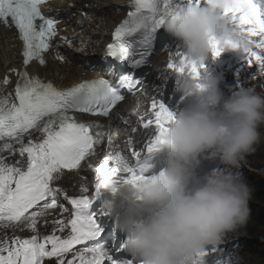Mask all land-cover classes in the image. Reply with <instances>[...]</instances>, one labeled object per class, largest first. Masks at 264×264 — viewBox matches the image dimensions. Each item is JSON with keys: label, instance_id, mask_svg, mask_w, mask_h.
<instances>
[{"label": "snow or ice", "instance_id": "1", "mask_svg": "<svg viewBox=\"0 0 264 264\" xmlns=\"http://www.w3.org/2000/svg\"><path fill=\"white\" fill-rule=\"evenodd\" d=\"M47 2L0 0V23L17 30L23 43L24 65L23 69L9 70L17 77L14 96L11 92L4 94L0 87V264H47L52 258H56V264H66V256L75 245L85 246L67 260V264H74L76 260L79 264H116L103 246L94 243V238L100 236V229L95 217L86 214L91 203L89 197L69 198L64 193L75 210L74 215L67 222L53 221L57 227L51 235H39L37 218L44 211L57 207V197L62 190L53 186L54 181L65 169H79L81 162L94 154V145L101 143L92 135L91 125L77 122L70 113L108 117L125 99L121 88L135 94L140 81L134 80L130 73L121 76L116 84L99 78L61 90L51 82L30 75L27 71L30 64L45 65V54L59 47L53 40L58 35L60 21L43 10ZM202 2L187 0V5L201 6ZM130 7L128 18L113 32V43L107 46L106 56L127 61L132 69H137L153 54L158 29L184 6L179 0H132ZM222 15L235 33V38L227 41L226 46L242 51L248 65L258 66V74L264 76V0H226ZM61 42L71 46L72 40L61 37ZM222 52L223 47L213 42V55L219 57ZM57 58L65 59L59 53ZM201 67L203 65L192 64L186 68L174 61L167 65L168 69L180 73L187 70L194 77L199 76ZM112 69L111 64L106 65V71L111 73ZM9 83L5 76L2 84L7 86ZM145 117L149 118L145 120ZM139 119L144 130L155 125L158 135L147 143L144 154L134 150L129 157L117 152L105 157L102 165L94 168L103 175L106 188H112L121 174H129L125 183L146 181L148 178L144 174L151 167L150 155L170 143L168 125L174 119V113L163 99H153L150 113ZM17 154L26 160V167L18 166L20 161L8 162L9 156ZM42 201L45 203L41 210L30 212ZM19 225H25L35 235L22 239L10 237L4 231ZM69 225L70 233L66 238L56 235ZM87 242H92L91 246ZM212 251L217 249L214 247ZM222 264H235V261L231 256Z\"/></svg>", "mask_w": 264, "mask_h": 264}, {"label": "clouds", "instance_id": "2", "mask_svg": "<svg viewBox=\"0 0 264 264\" xmlns=\"http://www.w3.org/2000/svg\"><path fill=\"white\" fill-rule=\"evenodd\" d=\"M225 7L226 0H210L170 15L162 27L181 41L179 51L170 49V59L178 66L199 67L206 66L213 42L223 51L235 50L226 46L235 33L222 15ZM234 56L238 64L223 69L220 77L230 87L228 99L220 92L221 82L206 72L209 68H201L202 74L193 79L200 84L181 75V103L195 98L197 104L174 113L168 125L170 143L160 148L165 149V167L146 176L151 166L144 174L148 179L139 184L109 188L128 197L117 227L128 234L125 247L140 264H222L231 256L235 264H252L253 258L264 263V238L249 226L239 228L249 222L250 187L259 181L247 173L245 156L256 144L264 150V76L258 66L248 65L242 51ZM255 198L264 218V184ZM105 208L108 214L117 212L114 202H106ZM214 247L221 251L213 252Z\"/></svg>", "mask_w": 264, "mask_h": 264}, {"label": "bare ground", "instance_id": "3", "mask_svg": "<svg viewBox=\"0 0 264 264\" xmlns=\"http://www.w3.org/2000/svg\"><path fill=\"white\" fill-rule=\"evenodd\" d=\"M205 1L207 2V0ZM131 3L132 0H57L52 3L50 6L54 9V14L60 17V23L57 25L58 35L53 40V43L59 45V47L54 50H49V52L45 54V65L28 67L27 71L29 74L38 76L45 82H51L55 87L61 90L68 89L86 80H91L92 77H98V75H93V73L89 71V68L92 67L100 68L99 64L95 66L92 65V59L102 54L105 50L104 47L111 42L113 32L123 22L122 20L128 16V12L132 10L130 7ZM50 6H47L46 9L50 8ZM69 9H74V11L71 16H66L65 13ZM85 13L87 15H84ZM119 19L120 21L118 22ZM61 37L70 38L72 40L71 46L63 44L61 42ZM21 52V45L17 39L16 33L9 27L0 25V87L3 88L4 94L9 92L14 94L17 77L15 73H11L9 70L11 68H16L18 70L22 69ZM57 53L65 59L63 61L58 59ZM161 58H163V56ZM98 63H102V61L98 60ZM159 63H162V66H166L168 60L158 62V64ZM153 71L155 72V76L158 77L160 83L164 75L167 74L168 68L157 66ZM5 76L10 80V83L7 86L2 84ZM171 77L174 78L173 76ZM261 86L264 87V77L261 78ZM113 128L112 133L109 134V138L104 139L105 146L109 147L110 150L108 149L109 153H106L101 158L102 162L108 154L110 156L111 154L114 155L119 152L122 155H125V153L128 152L122 136H120L122 131L117 132L115 127ZM260 131L264 132V125L261 126ZM95 138L99 140L97 136H95ZM109 142H111V145ZM100 144L101 143H97V147L95 148L98 158L93 157V154L90 159L94 165L93 170L98 167V159L101 155L99 149ZM105 146H103L101 150L105 149ZM245 157L249 160L247 173L259 177V181L252 183V186L250 187L251 199L249 201V206L251 214L248 221H257L260 225L255 223L249 224L248 222L239 228L244 229L246 226H249L250 231H257L258 238L263 239L264 233H261V230H264V218L261 213L260 199L257 198V200L254 201L253 196L258 193L262 195V186L264 184V154L256 144L255 150L250 154H247ZM16 161H20L18 166L22 168L26 167V160L19 157L18 154L15 157H8L9 163H15ZM217 161L223 170L225 168L224 164L221 160ZM82 165L84 166V168H82V173L67 174L63 172L59 179L54 181L53 186L64 192L68 189H75L78 182H83L81 181L82 177L85 181L86 179H90L89 177H92V173L87 169L89 163L84 161ZM95 173L101 174L97 171ZM260 194L257 196H261ZM116 207L117 212L114 213L116 215L125 211L123 206ZM51 212V210H46L42 215L46 216L47 221L53 226L54 230L57 226L53 221L59 220V218H50L48 215ZM61 218H66L64 212L61 213ZM4 231L6 233L25 235L29 238L32 235H35V233L29 230L25 225H19ZM58 234L59 231L56 232V235ZM220 251V249H217L215 252ZM240 256L241 255L237 254L238 259H240ZM120 260V264H138L136 256L130 252L127 253V257H122ZM216 261L217 260L214 257L212 263H216ZM107 263L108 262H106V264ZM252 264H258V261L253 258ZM261 264L264 263L262 262Z\"/></svg>", "mask_w": 264, "mask_h": 264}, {"label": "rangeland", "instance_id": "4", "mask_svg": "<svg viewBox=\"0 0 264 264\" xmlns=\"http://www.w3.org/2000/svg\"><path fill=\"white\" fill-rule=\"evenodd\" d=\"M119 21H120V19L118 20V22H119ZM263 154H264V150H263ZM258 194H260V193H258ZM258 194H256V195L253 196V200H254V201L257 200V198H255V196H257ZM260 195H261V194H260Z\"/></svg>", "mask_w": 264, "mask_h": 264}]
</instances>
